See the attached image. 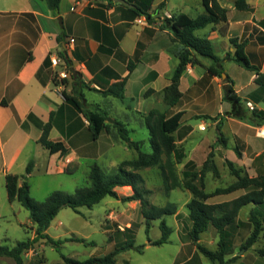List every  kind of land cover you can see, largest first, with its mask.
<instances>
[{"label": "crops", "instance_id": "0c3cea01", "mask_svg": "<svg viewBox=\"0 0 264 264\" xmlns=\"http://www.w3.org/2000/svg\"><path fill=\"white\" fill-rule=\"evenodd\" d=\"M126 1L145 8L150 0ZM218 1L228 9V22L197 31V35L208 38L213 45L219 44L224 53L217 54L216 49L215 52L221 58L234 52L230 38L248 39L246 53L251 63L264 72V17L257 16V8L250 5L248 0L249 11L237 10L236 0ZM131 9L135 10L114 0H62L57 13L49 10L42 0H0V181L6 183L7 175H18L21 176L19 186H22V176L26 175L28 164L34 161L29 183L41 155H48L52 161L45 168L46 174L53 172L55 162L58 174L71 175L81 159L98 161L104 155L103 151L98 152V140L105 135L109 137L114 131L117 134L115 126L118 122L125 124L132 132L131 139L137 141L133 139L136 130L147 128L144 116L153 109L162 110L161 92L171 84L170 78L179 65V58L175 54L172 34L161 29L159 18L181 14L195 18L205 13L203 0H152L148 12L156 20L153 23L147 20L145 24L139 23L145 16L136 17ZM130 65L132 72L129 71ZM210 65L209 60L201 59V65L188 66L181 79V102L191 94L202 97L206 103L224 102L223 78L219 81ZM224 68L235 82L234 92L247 102V106L264 111V88L255 83L256 74L233 66V62L227 60L224 61ZM230 70L234 73H230ZM186 76L190 83L184 87ZM124 79L127 82L123 100L100 93ZM147 92H151L148 97ZM180 104L171 108V115L184 112L182 127L193 128L186 138L179 141L183 145L193 135L195 126L192 121H187L190 110L181 108ZM230 110L231 107L217 115ZM84 113L107 115L110 132L93 140L91 124ZM207 114L213 118L216 116ZM227 120L240 127L239 134L232 133V140L224 134L227 139L225 158L242 168L251 178L261 176L264 173V127H254L231 118ZM49 123L52 126L50 140L62 143L68 150L66 156L51 154L39 143L44 127ZM213 125L216 126L217 122ZM115 144L111 143L110 147ZM126 147L129 148L128 145L122 146L125 151ZM129 188H117L116 192L120 197H128L133 192L121 195L119 190ZM245 193V190H241L239 194ZM233 199L236 198L231 195L214 203ZM118 202L126 204V207L119 211L120 214L108 209L104 218L106 224L119 223L124 215L130 217L131 209L139 208L141 211L139 201ZM247 208L246 218H240V212L232 235L238 236L243 226L251 225L252 211L259 215L264 224V205L252 204ZM174 218L178 217L174 215ZM175 223L178 240L172 264H204L207 258L189 237L190 221L187 228H183V224L180 227L176 220ZM202 235L199 243L203 245ZM171 236L164 245L171 243ZM127 240L125 238L122 244ZM152 242L155 241L149 240L144 248L153 247ZM110 246L113 250L116 248L115 243L110 242ZM234 256H237V252L228 258ZM233 264L250 263L245 258H238Z\"/></svg>", "mask_w": 264, "mask_h": 264}, {"label": "trees", "instance_id": "16d2710c", "mask_svg": "<svg viewBox=\"0 0 264 264\" xmlns=\"http://www.w3.org/2000/svg\"><path fill=\"white\" fill-rule=\"evenodd\" d=\"M42 1L46 3L49 10L59 12L62 0ZM151 3L152 0L149 1L148 6L145 8H141L136 4L135 10L131 9V11L136 17L145 16L149 23L156 22L155 18L148 12ZM203 6L205 13L195 18L185 14L172 16L171 18H159L161 29L172 34V41L176 45L175 54L179 58V65L170 78L171 84L161 92L162 100L170 108H174L181 103L183 98V93L180 90L181 79L187 71L188 66L201 65V59L209 60L211 69L213 68L221 79L223 74H226L224 61L233 62L248 71L254 72L257 76L255 83L264 88V72L258 66L251 63L246 53V47L249 44L248 39L230 38V45L234 49V52H229L225 58H221L216 54L211 40L197 35V31L228 22V9L224 8L218 0H203ZM235 8L239 11H249L251 9L247 0H236ZM131 65L129 66L130 72L133 71ZM223 81H226L223 85V101L231 105V110L224 113L223 117L246 122L258 128L264 127V111L256 108L250 109L244 104V101L234 92L235 82L229 75L226 74V78ZM126 82L127 79L119 81L106 91L100 93L104 96H112L123 100L125 98ZM151 92H147L146 96L148 97ZM76 106L80 109L78 103ZM84 115L91 124L90 131L93 140H98L103 133L110 132V125L106 123L108 119L107 115L99 113H84ZM183 115L184 112L168 115L162 110L153 109L144 116L145 125L149 133L150 153L144 152L143 142L133 141L131 139L132 132L125 124L118 122L115 127L119 138L129 148L136 150L138 157L122 162L117 172L114 173H106L98 164H93L89 173L88 185L78 188L75 193L54 191L42 202L32 198L28 177L34 169V161L28 164L26 175L22 176L24 180L22 186H19L21 176L7 175L6 188L8 200L11 203L16 200L21 203L29 212L30 220L36 229L35 237L32 240L19 242L15 247L0 245V260L2 258H10L15 264H25L24 252L31 250L34 244L41 239L46 240L57 251H60L64 241L50 237L47 231L61 210L71 208L76 213H80V208L91 209L107 197L121 200L124 203L139 201L142 215L146 222L145 229L147 234H149L151 229V222L160 220L159 227L162 236L159 240L152 242V245L161 246L167 244L172 234V229L168 226L165 217L174 215L180 217L181 214H177V205L174 203H168L164 207L150 203L149 196L152 192L146 188L145 178L140 171L159 166L163 155L168 158L174 155L177 163H182L186 156L185 152L177 147V142L186 138L193 131V128L190 126L182 127ZM207 120L217 121L216 118L210 116L207 117ZM219 122L217 125L219 131L217 143L226 148L227 139L221 132V121ZM51 129L50 123L44 127L39 143L51 154L60 153L62 156H66L68 154L67 148L62 143H54L50 140ZM215 146H213V149ZM213 157L214 153L210 152L200 171L196 170V164L193 161H189L185 165L183 172L185 179L184 189L193 194V199L188 202L186 207L188 210V220L191 223L189 237L197 249L211 263L233 264L239 257L228 258L230 255H233L228 242L229 236L232 235L230 231L234 230L236 220L243 208L252 204L255 206L264 205V173L257 178H251L242 168H239L232 161L226 160V165L231 174L236 178V182L227 187H218L212 192H207L204 183L207 170L211 168L215 174H218V167L212 161ZM198 180L201 183L200 186L196 184ZM124 187H130L133 194L128 197H120L116 189ZM241 190H245L246 193L236 199L222 203H209V200L214 197L231 195ZM250 222L253 225V231L242 246L244 250L250 249L259 241L261 234H264V224L260 221L259 215L255 211H252L250 214ZM211 227L219 234L218 249L215 251L199 243L201 235L208 232ZM66 241L86 243V239L84 238ZM92 245L95 244L92 243ZM129 250L142 254L144 247L137 246L133 237L128 239L124 244L116 246L112 252L103 257H91L85 261H79L64 255H62V258L64 264H116V257ZM260 253L264 257V247ZM126 264H129V262H126Z\"/></svg>", "mask_w": 264, "mask_h": 264}, {"label": "rangeland", "instance_id": "374dc122", "mask_svg": "<svg viewBox=\"0 0 264 264\" xmlns=\"http://www.w3.org/2000/svg\"><path fill=\"white\" fill-rule=\"evenodd\" d=\"M249 4L257 8V16L259 18L264 17V0H248ZM168 17V16H167ZM169 18V17H168ZM217 54L224 53L221 50L219 44H215ZM233 66L242 68L239 65L233 63ZM231 71V70H230ZM231 71L230 73H232ZM234 73V72H233ZM219 78V76L217 75ZM219 81H222L219 78ZM190 83V79L185 77V85ZM186 90V89H185ZM212 93L215 94L213 90ZM200 96L190 95L184 98L180 106L183 109H189L188 120L195 126L193 135L188 137V140L180 145L177 143L178 148H183L186 152L185 158L181 164H178L174 155L170 158L163 155L162 161L159 166L153 168H146L140 173L145 178L146 188L152 193L149 196L151 204H155L159 207H164L168 203H174L177 205L178 213L180 217L177 219L174 216H166V222L169 227L173 228V234L171 236V243L163 246H153L151 248H144L143 254H140L134 250H129L126 253H121L116 257V264H172L175 258L176 247L175 244L178 240L176 234V223H179L181 227L187 228L188 214L187 204L193 199V194L184 189V175L185 165L189 161H193L196 164V170L200 171L204 162L207 160L210 152L214 153L212 161L218 167V174H215L211 168L206 172L204 183L207 192H212L218 187H227L236 182V178L231 174L229 168L226 165L224 153L227 148H223L222 145L217 143L219 131L217 128L218 121H221L220 128L222 134L229 137L231 140L232 133L239 134V127L233 121H225L226 117L218 112L225 111L230 108L231 105L227 102H209L206 103ZM215 103V106L213 105ZM247 105V104H246ZM214 108L212 110L208 109ZM251 108V107H250ZM162 111L171 115L172 109L164 103L162 100ZM215 114L214 118L217 119V125L214 126V120H207L208 114ZM203 123L206 126V131L200 130V124ZM225 122V123H224ZM202 123V124H203ZM238 126V127H237ZM223 128V131H222ZM114 133V134H113ZM107 137H103L98 140V152L103 151V156L97 160L81 159L77 163L76 171L71 174H58L56 167L53 163V172L50 174L45 173V168L52 163L48 158V155L39 156L38 168L35 170L32 177L29 179L30 195L35 200L42 202L53 193L54 191H65L70 194L75 193L78 188L88 185L89 173L93 164H98L106 173L117 172L120 164L124 161L133 160L138 157L134 149L125 151L122 146H127L119 138V135L115 131ZM224 135V136H225ZM108 141H107V139ZM133 139L137 141H144V151H150L149 134L146 129H137L133 135ZM92 140V139H91ZM117 143L112 148L111 143ZM121 142V143H120ZM216 144V146H215ZM213 146L215 148L213 149ZM106 149V150H105ZM229 151V150H228ZM234 153L235 151L232 150ZM107 154V155H106ZM229 155V152H228ZM231 156V155H229ZM234 156V155H233ZM69 172V169H67ZM248 174V173H247ZM198 186L201 185L200 181H196ZM132 189H120L121 195H128L132 193ZM243 192V191H242ZM241 191L234 194V198L240 196ZM228 196L214 197L209 200V203H214L220 198H230ZM126 204L118 202L117 199L107 197L101 203L93 208H80V213H76L71 208H64L59 215L53 220L47 234L56 239L62 240L60 251H57L46 240H39L31 250L24 252L23 257L25 264H64L62 255L70 258L77 259L79 261H85L93 256L103 257L110 253L113 248L111 243H115V247L122 245L125 238L131 239L134 237L135 244L137 246H145L149 240L156 241L162 236L160 230V220H154L151 222V229L149 234L146 233L145 219L142 215V208L139 212L131 209L130 217L123 216L119 223L106 224L104 218L107 214V210L120 214L121 209H124ZM118 212V213H117ZM248 214V208L246 207L240 215V218H246ZM29 212L16 200L11 203L8 200L6 183L0 181V245L15 247L19 242L32 240L35 237L36 227L33 225L29 217ZM104 221V222H103ZM130 225V226H128ZM121 228L124 230L121 231ZM231 230V229H230ZM253 231V225L243 226L238 236L230 235L228 238L229 246L233 255L237 252L239 258H245V261L250 264H264V257L260 251L264 247V234L262 233L259 241L254 244L250 249L244 250L242 246L246 243L247 238ZM183 232L185 230L183 229ZM231 233V231H230ZM86 239V243H79L77 241H66L69 239ZM107 240L109 242L107 243ZM203 245L211 250L218 249L219 234L211 227L209 231L202 235ZM94 243L95 245H92ZM0 264H15L10 258H4L0 260ZM204 264H212L208 259H205Z\"/></svg>", "mask_w": 264, "mask_h": 264}, {"label": "water", "instance_id": "95a60500", "mask_svg": "<svg viewBox=\"0 0 264 264\" xmlns=\"http://www.w3.org/2000/svg\"><path fill=\"white\" fill-rule=\"evenodd\" d=\"M116 3H119V4H122V5H124V6H127V7H129V8H135V6L134 5H131V4H129L126 0H114ZM222 78H223V80L226 78V74H223V76H222ZM226 81H224V83H225ZM245 104H247V102H244ZM110 121V120H109Z\"/></svg>", "mask_w": 264, "mask_h": 264}, {"label": "built area", "instance_id": "2783aa9c", "mask_svg": "<svg viewBox=\"0 0 264 264\" xmlns=\"http://www.w3.org/2000/svg\"><path fill=\"white\" fill-rule=\"evenodd\" d=\"M171 18V17H170ZM146 18L145 19H140L138 22L139 23H143V24H145L146 23ZM72 42H74V40H72ZM249 107H250V105H249ZM207 128H206V126L205 125H203L202 127H201V130L202 131H205Z\"/></svg>", "mask_w": 264, "mask_h": 264}]
</instances>
